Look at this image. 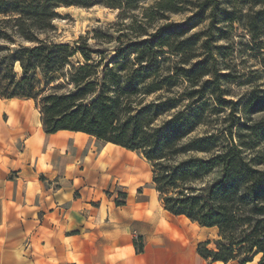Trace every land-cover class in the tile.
<instances>
[{"label":"trees","instance_id":"obj_1","mask_svg":"<svg viewBox=\"0 0 264 264\" xmlns=\"http://www.w3.org/2000/svg\"><path fill=\"white\" fill-rule=\"evenodd\" d=\"M140 2L0 0V98L31 99L44 132L80 131L140 154L165 210L216 228L211 247L209 240L198 244L201 257L245 264L259 254L264 264V120L237 115L221 130L196 131L209 123L206 99L231 116L264 113V89L252 88L238 106L224 97L229 75L220 72L210 43L219 22L264 37V0ZM94 4L119 9V21L99 28L92 42L57 39L59 6ZM140 8L139 19L128 15ZM184 11L182 20H167ZM164 48L183 60L169 63ZM180 78L189 82L182 90ZM234 123L247 132L237 140Z\"/></svg>","mask_w":264,"mask_h":264},{"label":"crops","instance_id":"obj_2","mask_svg":"<svg viewBox=\"0 0 264 264\" xmlns=\"http://www.w3.org/2000/svg\"><path fill=\"white\" fill-rule=\"evenodd\" d=\"M137 155L80 131L44 132L31 99L0 98V264H236L198 253L215 227L168 212L153 186L148 199Z\"/></svg>","mask_w":264,"mask_h":264},{"label":"rangeland","instance_id":"obj_3","mask_svg":"<svg viewBox=\"0 0 264 264\" xmlns=\"http://www.w3.org/2000/svg\"><path fill=\"white\" fill-rule=\"evenodd\" d=\"M157 0H141L140 5L152 6ZM245 5L241 6L243 13L246 11ZM60 17L54 20L56 27L55 35L58 40L62 41H75L80 37H87L89 42L93 41L92 36L98 31L99 28H105L109 24L115 23L120 19V10L108 7L103 4H94L89 7H81L76 5L64 6L61 5L57 8ZM187 12L169 13L167 14L168 21H180ZM134 15L139 19L142 16V8L129 12L128 15ZM149 19V18H148ZM165 19L153 20L152 23L148 22L149 29L151 25H156ZM125 21H129L125 19ZM208 24L205 20L200 26L194 28L199 30ZM222 30L214 32L210 40L213 53L215 55L217 66L220 72L228 73V81L222 82L221 88L224 92V97L230 98L236 102L237 106L242 98L255 87L264 89V37H253L247 28L234 22L232 26L227 23H215ZM117 31H112V36L116 37ZM218 47L215 49L214 47ZM164 55L169 57V63L179 62L183 60L184 56L178 53H171L168 49L164 48ZM201 51V50H199ZM189 82L184 78H180L178 82L179 90L187 87ZM214 99H206L207 108L205 115H208L207 125H200L197 128V133L204 131H217L221 130L229 120L235 122L236 116L240 115L241 122H246L247 119L251 120H264V113H257L246 118L239 112H233L230 115L229 108L214 109ZM250 123V122H247ZM237 124L232 125V135L237 140V135L240 132L247 133L246 130L238 129ZM260 150V146L256 147ZM251 151L245 150V154L249 155ZM138 172L142 178H147L148 182V199L155 196V191L152 188L151 182V167L150 165L143 164L144 159L138 154L135 158ZM141 169V170H139ZM117 192V190H115ZM118 198L120 195L118 194Z\"/></svg>","mask_w":264,"mask_h":264},{"label":"built area","instance_id":"obj_4","mask_svg":"<svg viewBox=\"0 0 264 264\" xmlns=\"http://www.w3.org/2000/svg\"><path fill=\"white\" fill-rule=\"evenodd\" d=\"M134 238L138 240V235L137 234H134Z\"/></svg>","mask_w":264,"mask_h":264}]
</instances>
